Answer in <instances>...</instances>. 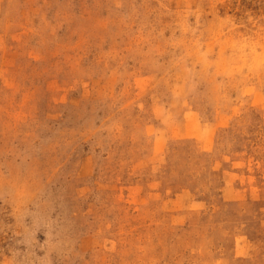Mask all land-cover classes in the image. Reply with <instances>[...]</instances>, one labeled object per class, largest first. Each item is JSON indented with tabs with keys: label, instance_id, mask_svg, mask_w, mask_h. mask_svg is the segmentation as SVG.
<instances>
[{
	"label": "rangeland",
	"instance_id": "1",
	"mask_svg": "<svg viewBox=\"0 0 264 264\" xmlns=\"http://www.w3.org/2000/svg\"><path fill=\"white\" fill-rule=\"evenodd\" d=\"M0 264H264V0H0Z\"/></svg>",
	"mask_w": 264,
	"mask_h": 264
}]
</instances>
